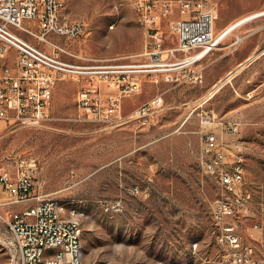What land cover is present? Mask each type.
I'll return each instance as SVG.
<instances>
[{"label":"rangeland","instance_id":"rangeland-1","mask_svg":"<svg viewBox=\"0 0 264 264\" xmlns=\"http://www.w3.org/2000/svg\"><path fill=\"white\" fill-rule=\"evenodd\" d=\"M63 1L70 18L84 19L89 26L87 33L64 40L79 55L66 58L82 64L123 63L145 50L144 26L129 0ZM216 1V33L264 9V0ZM178 16L175 9L161 22L165 45L174 43L169 24ZM238 36L244 38L235 43ZM255 51V60L238 66ZM15 60V50L9 49L0 63L14 66ZM202 66L201 82L144 80L138 92L121 98V114L111 122L103 120L101 112L78 106L79 93L91 82L102 85L103 98L117 92L100 76L59 81L47 115L38 123L29 124L16 112L4 122L0 165L12 169L20 156L37 158L36 180L41 185L36 193L83 212L85 256L91 264H237L233 248L217 239L223 222L236 223L242 246L252 247L253 262L245 264H264V235L253 228L261 220L259 213L219 222L213 211L220 197L217 178L203 170L198 158L199 131L217 129L201 122L205 112L236 120L240 132L225 139L231 151L242 152L245 186L261 209L264 15L238 25ZM231 69L235 76L210 94L214 82ZM157 94L164 103L153 118H135V109ZM0 264H18L15 237L1 215Z\"/></svg>","mask_w":264,"mask_h":264},{"label":"built area","instance_id":"built-area-1","mask_svg":"<svg viewBox=\"0 0 264 264\" xmlns=\"http://www.w3.org/2000/svg\"><path fill=\"white\" fill-rule=\"evenodd\" d=\"M129 1L138 8V21H144L145 50L128 62L96 65L66 58L79 55L64 40L87 33L89 26L84 19L70 18L63 0H0V58L9 49L16 52L14 66L0 63V137L10 112L25 116L29 124L40 122L47 115L57 83L68 77L100 76L105 86L117 90L103 98L102 85L91 82L78 96L79 108L101 112L108 122L120 116L121 98L138 92L146 79L171 83L203 80V70L196 65L224 39H218L214 29L217 1ZM175 9L179 16L169 24L174 43L165 45L161 22ZM243 38L238 36L235 43ZM163 103L162 94H157L140 104L133 115L149 121ZM202 121L220 128L202 131L198 155L203 170L217 178L216 218L222 222L227 216H251L255 203L245 186L242 152L231 151V143L225 139L240 132L239 123L215 116H204ZM38 169L39 162L31 154L20 156L12 169L0 165V215L15 237L18 264H90L77 257L83 239L77 238V230H83L82 222L67 220L66 208L58 207L57 197L36 193L41 185L36 180ZM260 215L253 228L264 234V204ZM62 235H69V244H62ZM217 239L233 248L235 263L253 262V249L242 246L236 223L223 222ZM43 246L52 248L48 259L40 258Z\"/></svg>","mask_w":264,"mask_h":264},{"label":"bare ground","instance_id":"bare-ground-1","mask_svg":"<svg viewBox=\"0 0 264 264\" xmlns=\"http://www.w3.org/2000/svg\"><path fill=\"white\" fill-rule=\"evenodd\" d=\"M136 11H137V16H138V8H136ZM261 14H264V9L257 10V11L251 12L249 14L243 15L242 17L231 22L225 28H223L221 31H219L217 34V38L218 39L225 38L238 25H241L244 22H247L249 19H252L254 16H258ZM139 23H141V25L144 26V21H139ZM239 37L241 38L242 36H239ZM227 76H229V75H227ZM223 83H224V81H223ZM57 205H58V207L66 208L65 218H67V220H69L70 222H82L81 216L75 207H69L67 203L63 202L62 200H60L58 198H57ZM77 238H83V230H77ZM62 244H69V235H62ZM50 255H52V248L50 246H43V249L40 251V258L41 259H48L50 257ZM77 257H79L80 261H88L86 259V256H85V245H84L83 239H82V243H80V246H78V248H77Z\"/></svg>","mask_w":264,"mask_h":264},{"label":"crops","instance_id":"crops-1","mask_svg":"<svg viewBox=\"0 0 264 264\" xmlns=\"http://www.w3.org/2000/svg\"><path fill=\"white\" fill-rule=\"evenodd\" d=\"M261 15H264V14H261ZM261 15H258V16H255V17H253V19H251V20H249V21H252V20H254L255 18H257V17H259V16H261ZM249 21H247V22H249ZM229 35V34H228ZM227 35V36H228ZM226 36V37H227ZM256 52L257 51H255V52H253L252 54H250L244 61H240V63L238 64V66H240V65H242V64H244V62H246V61H248L249 63L250 62H252L253 60H255L259 55H256ZM208 56V54L202 59V60H200L199 62H198V64L196 65V68H201L202 70H203V66H202V62L204 61V59L206 58ZM237 68V67H236ZM230 73V74H229ZM235 69L234 70H230V71H228L224 76H222V77H220L216 82H214V84L212 85V87L210 88V90H209V93L210 94H214L216 91H218L225 83H227L228 81H230L234 76H235ZM227 75H229V76H227ZM222 81V82H221ZM223 81H224V83H223ZM221 85V86H220ZM214 86V87H213ZM111 89H113V88H111ZM204 116H215V117H218V118H220V119H224L223 117H220L219 115H217L216 113H214L213 111H206L205 112V114H204ZM204 116L202 117V118H204ZM202 123H203V121H201ZM210 125H213L214 127H216L217 129V131H220V128L216 125V124H210ZM200 133H202V131L200 130L199 131ZM201 136H202V134H201ZM232 145V144H231ZM236 146H238L239 147V149H241L242 148V146L240 145V144H237ZM243 156V155H242ZM243 159H244V156H243ZM44 197H47L46 195H43ZM34 202V201H33ZM258 202V201H257ZM254 203H255V205H254V207H255V209L253 208V212H252V214H251V216H253V217H256V215H257V212L259 213V215L261 214V209H256V208H259L258 206H257V203H256V201L254 200ZM261 204H264V202H261ZM261 207V206H260ZM261 216V215H260ZM259 233H261V234H263L261 231L259 232ZM264 235V234H263Z\"/></svg>","mask_w":264,"mask_h":264}]
</instances>
